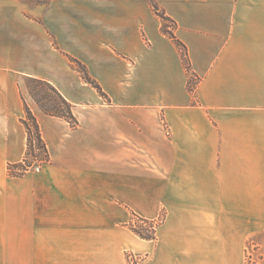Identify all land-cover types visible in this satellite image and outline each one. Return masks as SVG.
<instances>
[{"label": "crops", "instance_id": "obj_1", "mask_svg": "<svg viewBox=\"0 0 264 264\" xmlns=\"http://www.w3.org/2000/svg\"><path fill=\"white\" fill-rule=\"evenodd\" d=\"M154 1L189 70L149 0H0V264H128V250L138 264H243L228 247L264 197V0ZM28 78L51 83L78 126L45 114ZM25 104L48 160L13 176ZM162 211L155 241L126 227Z\"/></svg>", "mask_w": 264, "mask_h": 264}, {"label": "trees", "instance_id": "obj_2", "mask_svg": "<svg viewBox=\"0 0 264 264\" xmlns=\"http://www.w3.org/2000/svg\"><path fill=\"white\" fill-rule=\"evenodd\" d=\"M21 1H27L36 6H40V5L49 6L55 0H21ZM73 1H87V0H73ZM90 1H94V0H90ZM149 2L153 6V9L156 12V14L159 15L163 21V26H162L163 33L169 36L180 48L182 52L184 64L186 68L189 70L190 62L188 58L187 49L185 45L177 39L174 33V29L176 28V23L166 16V14L158 7V5L154 0H149ZM70 62L73 66L76 67L77 70H79L84 80L88 84L96 88L103 96L105 95L101 86L90 77L87 68L81 62H79L74 58H70ZM26 83L29 86L30 95L45 114L65 119L68 122H70L72 127L74 128L77 127L78 122L73 114V105L69 103L51 83H49L48 81L39 80L35 78H28ZM31 85L33 88L37 87L38 89H42L41 93L39 91L40 96L37 95V93L34 90H32ZM46 90L53 93L56 99H50L51 97H49V95L46 93ZM25 111H26V117L22 121L28 134L27 152L25 158L26 160H28L29 158L38 159L40 157V155L38 154L44 153V156L47 157L48 159V150L42 139L40 127L37 122V119L35 118L31 109L27 104H25ZM36 152H38V154ZM13 166L14 169L17 168V165H13ZM131 230L141 239L149 240V241L156 239L154 231L152 232V234L147 233L148 235H146L144 234L145 231L137 229V227L133 226Z\"/></svg>", "mask_w": 264, "mask_h": 264}, {"label": "rangeland", "instance_id": "obj_3", "mask_svg": "<svg viewBox=\"0 0 264 264\" xmlns=\"http://www.w3.org/2000/svg\"><path fill=\"white\" fill-rule=\"evenodd\" d=\"M28 6H29V8H31L34 5L32 3H30V5H28ZM28 16L30 18H35V17L31 16L30 14H28ZM35 20H37V18H35ZM73 67H75V66H73ZM26 81H27V79L25 80V82ZM198 82L199 81H198L197 77L191 76V81L189 82V88L192 92L195 91V88H196V85L198 84ZM26 85H27V83H26ZM31 88H32V90H34L37 93V95H39V91L41 93L42 89H38L37 87L33 88L32 85H31ZM27 89L29 90L28 85H27ZM46 93L49 95V97H51L50 99H56L55 95L53 93H51L50 91L46 90ZM29 94H30V91H29ZM36 153L38 154V152H36ZM38 155H40V157L38 159L37 158H29L28 160H26V158H24V160L21 163L17 164V168H15V170H17L18 172L15 171V173H14L13 172L14 166L11 165L10 166V174L13 176H19V175L27 173L25 170L26 167L29 166L30 164H33L35 162V160L41 161L42 162L41 166L45 162H47L48 159H47V157L44 156V153H40ZM31 172H33V171H31ZM233 200L235 201V203L233 204L235 217L237 216L240 218L243 216V213H244V210H242V207L245 206V200L244 199H233ZM249 203H251V205L253 206L252 207V209H253V213H252L253 214V225L250 226L251 229L248 227L249 230L247 231V239L243 242V245H240V246L235 245V239L234 238L236 236L240 235L242 232L241 229L239 228V225H238L237 229H234V228L231 229V234H232L231 242L232 243L228 248H229V252H231L232 254H239L241 256L243 264H264V197H257V198L255 197L254 199H252V202L248 201L246 203L248 210L250 209ZM165 218H166V215H165L164 211H162L161 214L157 218H154V219H147L141 215L132 214L130 219L126 223V227L129 231H132L131 229L133 226L137 227V229L145 231L144 234H146V235H148L149 233L152 234V232L154 231L155 238H156L155 240H157L158 230L163 225ZM249 224H250V221H248V225ZM155 240H152V241H155ZM226 249H227V247L223 242L222 252L225 253ZM125 253H126L128 264H138V263L143 262L146 259L144 254L134 252L132 250H128ZM134 255L137 257L136 260H132L130 258V256H134Z\"/></svg>", "mask_w": 264, "mask_h": 264}, {"label": "built area", "instance_id": "obj_4", "mask_svg": "<svg viewBox=\"0 0 264 264\" xmlns=\"http://www.w3.org/2000/svg\"><path fill=\"white\" fill-rule=\"evenodd\" d=\"M41 164H42L41 161L35 160V162L33 164H30L29 166H27L25 170H26V172H31V171H33V172H40V170H41ZM15 171H17V170L13 169V172L14 173H15ZM130 258L132 260H136L137 259V257L135 255L134 256H130Z\"/></svg>", "mask_w": 264, "mask_h": 264}]
</instances>
